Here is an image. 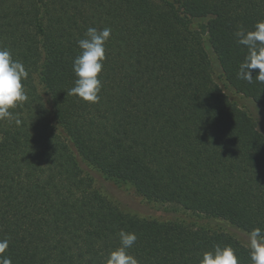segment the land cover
Returning <instances> with one entry per match:
<instances>
[{
  "label": "trees",
  "instance_id": "1",
  "mask_svg": "<svg viewBox=\"0 0 264 264\" xmlns=\"http://www.w3.org/2000/svg\"><path fill=\"white\" fill-rule=\"evenodd\" d=\"M258 21L264 0H0V47L28 72V99L0 120L11 264H105L122 229L139 264H200L216 245L252 264L227 233L120 211L89 170L191 217L264 230V134L215 83L205 48L264 112V83L237 78L248 50L235 32ZM89 27L111 28L95 104L68 94Z\"/></svg>",
  "mask_w": 264,
  "mask_h": 264
},
{
  "label": "clouds",
  "instance_id": "2",
  "mask_svg": "<svg viewBox=\"0 0 264 264\" xmlns=\"http://www.w3.org/2000/svg\"><path fill=\"white\" fill-rule=\"evenodd\" d=\"M111 28H87L84 38L77 44L81 49L73 61V71L77 79L75 86L68 94L76 95L89 103H98L102 89L99 74L106 59L105 45L110 38ZM237 43L247 48V55L239 65L237 78L252 83L254 78L258 83H264V21H258L252 30L241 27L235 32ZM255 74V75H254ZM28 72L20 61L14 60L7 48L0 47V120L11 119L10 109L18 107L28 99L23 80ZM16 123L20 121L17 119ZM120 244L112 250L105 264H139V260L129 249L136 243L138 237L134 232L119 231ZM248 250L252 264H264V230L259 227L247 235ZM8 249V240H0V264H11L4 255ZM200 264H239V258L231 246H214V250L203 253Z\"/></svg>",
  "mask_w": 264,
  "mask_h": 264
},
{
  "label": "rangeland",
  "instance_id": "3",
  "mask_svg": "<svg viewBox=\"0 0 264 264\" xmlns=\"http://www.w3.org/2000/svg\"><path fill=\"white\" fill-rule=\"evenodd\" d=\"M205 48L212 62V77L215 83L232 102L250 115L257 129L264 134V112L261 107L251 98L238 93L229 85L207 42L205 43ZM89 173L92 175L93 185L98 189L99 193L122 212L135 215L139 218L157 220L181 219L185 222H192L195 224L194 226L199 228L227 233L248 248V233L225 220L218 218L191 217L192 215L187 212H183L179 209H176V211L173 210L171 205L145 200L134 192L129 183L108 179L96 170H89Z\"/></svg>",
  "mask_w": 264,
  "mask_h": 264
}]
</instances>
